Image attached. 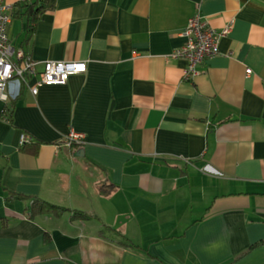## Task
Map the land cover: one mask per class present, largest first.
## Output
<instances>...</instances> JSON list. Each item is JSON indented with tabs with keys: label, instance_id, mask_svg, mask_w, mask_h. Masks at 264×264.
<instances>
[{
	"label": "crops",
	"instance_id": "0c3cea01",
	"mask_svg": "<svg viewBox=\"0 0 264 264\" xmlns=\"http://www.w3.org/2000/svg\"><path fill=\"white\" fill-rule=\"evenodd\" d=\"M35 1L14 46L87 68L0 101V264H264V0H49L28 35ZM196 13L229 32L184 79Z\"/></svg>",
	"mask_w": 264,
	"mask_h": 264
},
{
	"label": "built area",
	"instance_id": "2783aa9c",
	"mask_svg": "<svg viewBox=\"0 0 264 264\" xmlns=\"http://www.w3.org/2000/svg\"><path fill=\"white\" fill-rule=\"evenodd\" d=\"M12 7L0 0V101L7 102L17 95L21 87H27L32 95L38 92L40 85H63L71 75L82 74L87 65L84 61H54L46 60L39 63L26 55L20 47H15L7 35V26L11 20ZM229 26L219 31L209 26L208 22L199 14L188 19L182 35L184 43L174 53L175 57H182L187 61L184 69V79H189L198 73L197 66L206 59L218 53V41L227 35ZM36 77L35 84L30 85L31 78ZM28 141L25 134L19 138V146ZM82 133L70 130L65 138L66 146L84 143Z\"/></svg>",
	"mask_w": 264,
	"mask_h": 264
},
{
	"label": "trees",
	"instance_id": "16d2710c",
	"mask_svg": "<svg viewBox=\"0 0 264 264\" xmlns=\"http://www.w3.org/2000/svg\"><path fill=\"white\" fill-rule=\"evenodd\" d=\"M49 0H37L32 3H25L20 5L13 6L14 8L19 6V10L16 12L17 16L24 17V20L26 21V30L28 35H32L34 32L35 23L38 20L41 13L47 8ZM24 8L23 11L20 12V9ZM13 15L15 13H12ZM12 16V15H11ZM27 55V54H26ZM26 144V143H25ZM21 145V147L24 145ZM67 209L61 206H57L54 204H50L48 202L42 201L40 199H34L32 207L29 210V216L35 215L36 213H42V212H49L55 215H59L62 212H65ZM81 212H77L76 214L79 215ZM115 237L118 238V242L121 245L124 246H133L131 242L126 239L124 236L118 234L115 232Z\"/></svg>",
	"mask_w": 264,
	"mask_h": 264
}]
</instances>
